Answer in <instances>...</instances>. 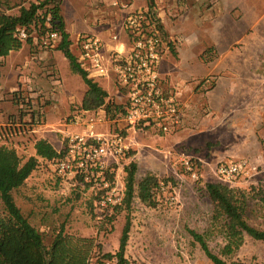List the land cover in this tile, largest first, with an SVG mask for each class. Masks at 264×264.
<instances>
[{"label": "rangeland", "instance_id": "obj_1", "mask_svg": "<svg viewBox=\"0 0 264 264\" xmlns=\"http://www.w3.org/2000/svg\"><path fill=\"white\" fill-rule=\"evenodd\" d=\"M217 1L219 0H154V4L150 5L148 0H61L60 7L66 30L72 40L71 49L75 54H78L76 42L79 35L96 34L102 38L97 34L100 29L115 46L119 41L127 39L125 20L129 10L149 12L155 17L165 44L160 66L163 60L165 70L171 72L175 68L172 62L178 52L181 53V49L190 44L208 45L206 36L200 32L202 24L208 18H203V21L201 18L208 16L206 11L217 4ZM229 1L234 6L231 11L233 16L240 6L251 7L249 16L253 18L264 16V0ZM122 3L128 6L124 8ZM27 4V0H0V6L13 14H18L20 7ZM115 34L119 36L117 40L113 39ZM23 45L22 49L12 51L7 58V74L3 83L10 90L12 87L9 83L15 79H20L18 82L22 85L27 80L31 88L19 87L0 100V104L7 102L0 108V127L22 125V130L12 134L5 129L2 133L0 131V145L15 148L25 161L33 155V144L42 131L56 133L57 138L54 137L52 141L56 148H60L65 132L76 129L67 123L74 116H85L82 102L87 85L78 73L71 70L69 60L62 51L37 48L28 42ZM103 55L105 65L109 66L107 52H103ZM189 61L192 60H181L183 67L177 69L178 75L173 81L186 79L187 70L191 71ZM22 70L24 72L18 77ZM159 71L166 87V76L161 72V67ZM93 79L108 91L106 102L110 103L111 109L108 113L103 106L90 112L98 114L99 110L100 113L104 111L106 128L130 135L132 145L123 164L136 161L138 180L152 173L161 178L166 188L157 194L156 206L145 204L136 196L130 211L123 209L108 220L106 215L98 213L95 191L87 185L66 187L57 179L49 163L40 158L26 184L14 191V197L32 225L44 234L47 244L64 228L65 233L94 238L95 244L101 246L100 251H96L95 259L102 258L107 253L116 254L130 212L131 227L126 256L132 263L212 264L190 230L204 233L210 249L220 252L225 241L220 233L211 231L213 204L204 185L209 181H218L215 170L220 163L239 159L252 161L257 165V171L251 177L240 178L232 187L247 193L249 204L253 208L249 222L264 228V82H260L258 86L250 84L248 93L255 94L250 95L249 106L245 105L242 112H232L222 123L203 122L198 129L190 132L188 140L177 143L176 140L161 141L159 137L164 134L160 133L127 131L122 114L127 101L125 93L114 80ZM199 87L197 84L192 87L190 95L206 92ZM166 88L171 91L177 89ZM17 90L19 95H14ZM22 100L26 102L23 101V108L20 107ZM192 101L194 104L197 99ZM188 110L189 107L186 118ZM37 116L40 123L36 122ZM182 155L191 158L198 165V179L185 169L181 162ZM118 173L124 198L127 176L124 166ZM5 214L0 199V215ZM228 261L230 264H264V241L246 235L242 246L228 257Z\"/></svg>", "mask_w": 264, "mask_h": 264}, {"label": "built area", "instance_id": "obj_2", "mask_svg": "<svg viewBox=\"0 0 264 264\" xmlns=\"http://www.w3.org/2000/svg\"><path fill=\"white\" fill-rule=\"evenodd\" d=\"M122 6L126 8L128 5L122 3ZM154 18L149 12L129 10L125 20L128 32L126 40L119 41L106 51L101 37L81 34L76 42L77 56L91 78L114 80L125 93L127 101L122 114L127 131L175 134L185 126L188 107L175 91L164 86L160 76L159 67L165 44ZM18 36L26 39L27 30L19 28ZM118 37L117 34L113 35L115 40ZM58 40V32L50 31L40 45L52 48ZM103 52H107L109 66L104 63ZM213 84L214 79L210 76L200 82L206 91ZM83 111L85 116H74L67 123L76 129L65 132L61 147L57 148L61 156L45 160L66 187L87 185L95 191L98 196V213L107 215L123 200V187L119 183L118 172L132 145L130 135L106 128L104 111L100 113L99 110L98 114L86 109ZM36 122L40 123L38 117ZM11 127L12 130L8 129L10 134L22 130V125ZM181 162L194 178H199L198 165L191 158L182 155ZM256 171L257 165L252 161L239 159L220 163L215 175L218 181L233 186L240 178L251 177ZM159 184L160 190H165V183L160 181ZM89 264H118V259L92 257Z\"/></svg>", "mask_w": 264, "mask_h": 264}, {"label": "trees", "instance_id": "obj_3", "mask_svg": "<svg viewBox=\"0 0 264 264\" xmlns=\"http://www.w3.org/2000/svg\"><path fill=\"white\" fill-rule=\"evenodd\" d=\"M153 1L148 0L150 5L154 4ZM60 3L61 0L31 1L21 6L18 14L10 13L7 8L0 6V58L14 50H19L24 42L32 43L37 48L47 49L41 47L42 39L50 31L56 30L59 40L51 49L62 51L69 60L71 70L78 73L87 85L82 108L94 110L105 106L110 113V103L106 102L108 91L89 76L88 71L82 67L79 57L71 49L72 40L65 27ZM19 28L27 30L26 39L18 36ZM16 94L19 95L18 90L14 92V95ZM23 101L20 103L21 108L25 102ZM3 129L8 133V129L12 130V127H0L1 133ZM34 147L36 155L24 161L15 148L5 144L0 145V199L6 211L5 215H0V264H89L96 251L101 249L100 244H95L94 238L68 234L62 228L51 243L47 244L44 234L32 225L15 201L14 191L26 184L31 173L37 168L40 158L51 160L62 154L46 138L37 139ZM123 166L127 174L124 198L113 208L110 215H106L108 220L113 219L123 209L130 211L136 196L150 206L157 204L161 178L148 173L138 180V164L134 160ZM204 190L213 204L211 231L220 233L225 242L220 252L216 253L210 249L204 233L195 230H190V233L194 240L201 244L212 264H230L228 257L242 246L246 235L264 241V228L249 222L253 208L245 191L220 181L206 182ZM130 227L129 212L120 238L119 250L116 254H103L102 258L116 257L118 264H134L126 256Z\"/></svg>", "mask_w": 264, "mask_h": 264}, {"label": "crops", "instance_id": "obj_4", "mask_svg": "<svg viewBox=\"0 0 264 264\" xmlns=\"http://www.w3.org/2000/svg\"><path fill=\"white\" fill-rule=\"evenodd\" d=\"M233 7L229 0H219L206 11L208 16L202 17L201 21L205 17L208 20L202 24L200 32L206 36L208 45L190 44L187 48L181 49V53L179 51L174 61L172 60L176 68L174 71L165 70L162 60L160 67L161 72L166 76V87L177 88L176 94L181 100L185 99L184 102L189 110L185 126L174 135L160 136L161 141L176 140L177 143L186 141L188 135L191 136L190 132L200 127L199 124L209 121L210 123L213 121L222 123V120H225L232 112H242L245 105L249 106L250 95L255 94L248 93L250 84L258 86L260 82H264V16L258 15L254 18L249 16L252 12L249 6H240L233 16L231 12ZM97 34L102 36L106 51L114 46L105 32L99 29ZM10 54L0 58V100H3L7 93L19 87L26 88L30 83L25 80L22 85L18 82L20 79H15L14 82L9 83L12 89L7 90L8 88L4 86L3 78L7 74L5 65ZM183 58H189L196 63L189 61L188 66L191 67V71L186 67V79L180 82L175 81L177 79L173 81L175 77L177 78V69L183 67L181 63ZM28 64H31V61H28ZM22 72L24 71H20L18 77ZM208 76L213 77L215 85L205 93H191L190 95L189 90L196 84L199 86L202 79ZM28 87L31 88V86ZM194 98L197 102L193 104L192 99ZM186 100L189 102L187 103ZM6 103L3 101L0 108ZM191 112H194L193 116ZM235 115L237 116V113ZM54 137L57 138V134L47 130L42 131L39 136V138L48 139L53 145ZM34 144L33 155H36Z\"/></svg>", "mask_w": 264, "mask_h": 264}]
</instances>
